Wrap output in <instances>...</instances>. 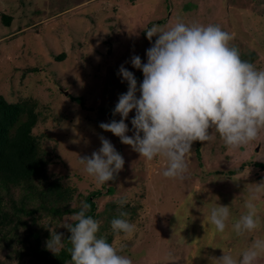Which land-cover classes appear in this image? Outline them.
<instances>
[{
  "label": "rangeland",
  "instance_id": "374dc122",
  "mask_svg": "<svg viewBox=\"0 0 264 264\" xmlns=\"http://www.w3.org/2000/svg\"><path fill=\"white\" fill-rule=\"evenodd\" d=\"M177 19L219 25L233 36L230 45L243 60L264 69V0H0V95L9 103L36 104L32 134L48 160L45 183L58 182L67 189L71 207L98 190L100 195L93 198V218L100 222L97 235L118 249L124 245L120 254L132 264H214L213 258L223 252L239 258L253 240L264 238V194L256 202L261 227L242 237L232 231L234 220L247 211L253 184L264 181V171L255 166L264 165V132L237 152H229L218 135L194 142L186 157L189 171L181 181L162 176V158L147 162L99 127L120 119L113 111L128 87L117 75L120 66L134 73L138 88L143 80L130 60L138 55L142 64L147 62L146 50L156 38L149 42L145 30L154 24L170 26ZM134 115L125 121L129 136ZM99 136L111 141L125 163L116 179L97 187L79 157L99 150ZM108 189L114 193L104 194ZM216 205L230 207L222 234L208 220ZM121 211L136 225L128 239L111 230ZM70 216L54 232L63 234ZM17 240L11 246L0 240V264H41L26 255L17 257L25 251Z\"/></svg>",
  "mask_w": 264,
  "mask_h": 264
},
{
  "label": "clouds",
  "instance_id": "9594fccd",
  "mask_svg": "<svg viewBox=\"0 0 264 264\" xmlns=\"http://www.w3.org/2000/svg\"><path fill=\"white\" fill-rule=\"evenodd\" d=\"M151 47L147 62L138 55L131 57L133 68L140 70L139 84L133 72L123 65L117 75L127 82V91L119 96L113 116L119 121L101 122L99 127L130 146L140 158L152 162L157 157L166 162L162 176L184 180L189 171L186 157L194 142L204 143L218 135L229 152L247 149L264 132V69L243 60L239 49L230 45L233 36L219 25L185 23L177 19L170 26L158 24L145 30ZM139 92V96L137 93ZM135 112L131 125L125 121ZM212 130L211 133L209 130ZM101 147L90 157H79L83 171L97 187L113 181L124 167L123 156L110 140L99 136ZM264 194V181L253 184L245 202L246 213L235 219L232 231L245 236L261 227L257 201ZM121 207L126 201H120ZM90 205L81 201L80 210L64 225L70 233L50 232L46 248L53 254L68 247L70 259L65 264H132L105 238L98 237L100 222L87 215ZM111 221L114 236L130 238L136 225L123 217ZM229 206H213L208 220L217 233H224L230 217ZM264 257V238H256L239 258L223 252L214 264H259Z\"/></svg>",
  "mask_w": 264,
  "mask_h": 264
},
{
  "label": "trees",
  "instance_id": "16d2710c",
  "mask_svg": "<svg viewBox=\"0 0 264 264\" xmlns=\"http://www.w3.org/2000/svg\"><path fill=\"white\" fill-rule=\"evenodd\" d=\"M9 21L7 18L6 24ZM70 98L82 104L78 97ZM35 108L36 104L9 103L0 95V235L3 236L0 240L11 246L18 239L17 242L25 245V251H18L17 257L26 255L41 264H65L70 259L67 250L70 245L65 242L60 253H49L46 241L50 232L63 222L64 216L78 212L81 201L90 205L87 215L93 217L96 208L93 198L100 192L92 191L71 207L72 197L67 189L58 182L45 183L48 160L32 134L38 121ZM196 154L200 159L198 149ZM255 166L264 171L263 164ZM113 193V189H108L104 194ZM4 201L8 205L3 206ZM64 225L67 239L70 233Z\"/></svg>",
  "mask_w": 264,
  "mask_h": 264
}]
</instances>
